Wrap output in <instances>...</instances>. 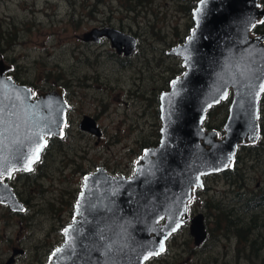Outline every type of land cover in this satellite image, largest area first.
<instances>
[{
	"label": "rangeland",
	"instance_id": "1",
	"mask_svg": "<svg viewBox=\"0 0 264 264\" xmlns=\"http://www.w3.org/2000/svg\"><path fill=\"white\" fill-rule=\"evenodd\" d=\"M199 1L0 0V52L5 62L16 67L15 76L19 74L20 82L27 85L49 89L66 85L72 107L63 138L50 140L40 167L15 174L10 181L26 206L24 213L15 214L0 205V264L12 256L13 247L24 250L22 256L16 254L15 264H47L72 221L83 177L99 167L112 176H132L143 151L157 146L159 96L184 70L182 60L168 52L189 36L192 11ZM102 26L134 36L135 53L118 54L107 40L82 41ZM84 115L96 119L100 140L80 132ZM226 119L223 111L213 110L205 123L222 137ZM259 124L258 145L243 146L237 152L236 161L242 163L235 162L229 176L205 178L203 189L191 200L189 214L204 215L210 229L208 241L197 249L189 229L182 227L177 240L170 243L169 264H220L228 242L219 236L220 225H225L219 211L264 203V102ZM205 205L216 207L209 213L215 219L208 217ZM262 209H250L247 215L237 209L233 217L240 218L239 227L244 228L255 213L256 223L264 225ZM261 234L264 238V228ZM230 240L235 247L234 234ZM231 251L234 264L238 251ZM248 263L243 257L242 264ZM253 264H264V256Z\"/></svg>",
	"mask_w": 264,
	"mask_h": 264
},
{
	"label": "water",
	"instance_id": "2",
	"mask_svg": "<svg viewBox=\"0 0 264 264\" xmlns=\"http://www.w3.org/2000/svg\"><path fill=\"white\" fill-rule=\"evenodd\" d=\"M259 1L197 2L189 36L168 52L182 60L184 71L159 96L158 145L143 151L131 177L111 176L100 167L84 176L72 221L65 228L71 235L64 229L63 242L47 264H146L164 251L147 260L144 256L158 251L161 243L165 245L168 237L188 222V205L204 187V178L232 169L238 148L257 142L263 94L257 99L255 91L264 82V35H253L251 26L264 20ZM101 38L109 40L118 54L130 56L136 49L133 36L113 28L94 29L82 40L100 42ZM245 65L252 71L242 76ZM11 68L0 58V99L8 106L5 111L15 104L12 110L19 112L21 121L27 119L34 131L51 129L47 144L49 139L62 138L70 108L64 90L56 88L34 99L28 87L5 76ZM249 82L256 87L246 86ZM225 91L231 102L219 137L216 131H207L204 122L207 113L227 99L221 98ZM28 126L21 123L19 130L23 145L13 143L18 133L14 125L9 128L2 153L7 160L0 176V203L13 212L24 211V206L1 179L31 172L23 167L25 157L36 147L35 140H25ZM79 129L98 140L101 136L96 122L88 116ZM189 221V234L199 246L206 239L204 216L197 214ZM109 244L113 245L110 251ZM57 249L61 252L56 253ZM18 252L22 253L14 250L6 264H11Z\"/></svg>",
	"mask_w": 264,
	"mask_h": 264
},
{
	"label": "flooded vegetation",
	"instance_id": "3",
	"mask_svg": "<svg viewBox=\"0 0 264 264\" xmlns=\"http://www.w3.org/2000/svg\"><path fill=\"white\" fill-rule=\"evenodd\" d=\"M262 3H264V2H262ZM262 3H260L261 4V7H264V5H262ZM261 25H263V24H259V26H261ZM258 26V25H257ZM103 28H106V26H102V27H100V28H96V29H98V30H102ZM256 35H264V31L262 32V30H260ZM0 37L2 38V35H0ZM107 39H105V38H101L100 39V42H98V44L99 43H101V42H103V41H106ZM108 41V40H107ZM86 43H88V42H86ZM12 45V44H11ZM2 53L0 52V58H2L3 59V56L1 55ZM4 60V59H3ZM10 65V64H9ZM11 71H9L8 73H6L5 74V76H9L13 81H14V83H16L17 85H23V86H26V87H28L29 89H30V91H31V94H32V97L34 98V99H36L37 98V96L38 95H40V94H44V93H47V92H50V91H53L54 89H56V88H61V89H63L64 90V93H65V99H66V101L68 102V104H69V106H70V108H69V110H68V112H67V115H66V122H65V125H64V127H63V136H64V129H65V127H68L69 126V123H70V117H69V114H70V112H71V109H72V107H71V105H70V103H71V100H70V98H69V95H68V93H67V88L65 87L66 85H62V87H56V88H53V89H49L47 86L45 87H41V85H40V87L38 88V87H36V86H33V85H27V84H25V83H22V82H20V80H19V78L18 77H20L19 76V74L17 75V76H15V73L14 72H16V67L14 66V65H11ZM262 102H263V100H262ZM260 107H261V104H260ZM86 115H84L83 117H82V119L85 117ZM88 117H90V116H88ZM90 118H92V117H90ZM82 119L80 120V122L82 121ZM95 122H96V125H97V121H96V119H94V118H92ZM80 122H79V125H80ZM79 125H78V128H79ZM97 127H98V125H97ZM99 128V127H98ZM100 129V128H99ZM80 130V129H79ZM80 132H82V133H85V134H88V135H90L89 133H86V132H84V131H81L80 130ZM100 132H101V129H100ZM101 135H102V132H101ZM259 138H258V140H257V143L255 144V145H258V143H259V141H260V139H261V127H260V124H259ZM63 136H62V138H63ZM91 136H93V135H91ZM96 138V137H95ZM100 138H101V136H100ZM100 138H99V140H100ZM59 139H61V138H59ZM96 140L98 141V139L96 138ZM49 142H50V140L48 141V144H49ZM48 144H47V146L46 147H44L43 148V150H42V152H41V155H40V159H39V161L34 165V167H40V161H42L43 160V158H44V154H45V152H46V150H47V148H48ZM146 150V149H145ZM236 163H237V165H239V164H241L242 162H241V160H237L236 161ZM136 166V165H135ZM34 167H33V169H34ZM135 168V167H134ZM97 169V168H96ZM107 173V172H106ZM15 174H28V173H23V172H17V173H14L10 178H6V179H4V178H2L1 179V181L2 182H5V183H8V185L10 186V188H11V190H12V192L14 193V195L17 197V199L20 201V199L18 198V196H17V194H16V192H15V190H14V187H13V184H11L10 183V181L12 180V177L15 175ZM108 174V173H107ZM88 175V174H87ZM86 176V175H85ZM112 176V175H111ZM125 177V176H124ZM128 177H131V176H128ZM84 178V177H83ZM258 186V185H257ZM239 198V197H238ZM260 200H263V197L260 199ZM237 201V203H239L238 202V199L236 200ZM21 202V201H20ZM22 203V202H21ZM241 203H242V201H241ZM0 205H2V206H5L9 211H11L12 213H15V214H20V213H24L25 212V206L26 205H24L23 203H22V205L24 206V211H21V212H13L7 205H3V204H1L0 203ZM254 205H255V207H254ZM254 205H252V207L255 209V210H257V208L259 207V208H264V203H262L261 201H258L256 204H254ZM248 205H244L243 207H240V208H238L237 206L235 207V205L234 206H232V208H231V210H228L227 212H223V211H221L220 209V218H221V221L223 222H225V225L224 224H221L220 225V227H219V231H221L220 233L222 234H219V236L221 237V238H223L226 242H228V247H229V249H230V253L228 254V252H229V249H228V247L227 246H223V257H222V260H221V262H220V264H233L232 263V251H231V249H236L238 252H237V255H236V259H235V262H234V264H242V262H243V257H245V260L246 261H251V263H248V264H253V262L256 260V259H258V257H261V256H264V238H262V234H261V231H262V229L264 228L263 226L264 225H259V224H257L256 223V215H255V213L253 214V215H251L252 216V218H251V222L248 224V226H246V227H244V228H241V227H239V225H241L240 224V218H237V217H233V215L234 214H236L237 213V209H240V213H242L243 215H247V214H245L248 210H250V209H253V208H249V207H247ZM222 208H225V207H222ZM205 209H208V211H207V213H208V217L210 218V219H212V218H216V216L212 213V216L209 214L210 213V211L213 209V210H215L216 209V207L215 206H210V205H205ZM263 210V209H262ZM188 211L190 212V205H188ZM189 214V213H188ZM195 216H196V214H195ZM204 216V215H203ZM194 217V215L193 216H191L190 214H189V220L191 219V218H193ZM223 219V220H222ZM188 220V222H186V224L183 226V227H187L188 229H189V227H190V221ZM204 226H205V231H206V239L199 245V246H197L196 244H195V242H194V239L190 236V234H189V236L191 237V239H192V243L194 244V246L198 249V248H201L202 246H204L205 244H206V242L208 241V234L210 235V229H208V227L206 226V223H205V217H204ZM182 228V227H181ZM180 228V229H181ZM180 231V230H179ZM178 231V232H179ZM178 232H176V233H174V234H172L171 236H169L168 237V239L166 240V242H165V245H164V252L161 254V255H159V256H157V257H152V258H150L147 262H146V264H155V262H157V261H161L163 264H169V262L168 261H166V257L169 255V250H171V241H176L177 240V237L179 236V234H178ZM258 232V233H257ZM232 234H234L235 235V239H236V242H237V245L235 246V247H233V245L231 244V240H230V237H231V235ZM254 236H255V239H254ZM249 238H251V241H250V244H249V246H247L246 245V242L248 241V239ZM177 246V245H176ZM247 249H249V251L247 250ZM16 251L17 250V248H12L11 249V253H13V251ZM22 250V249H21ZM242 253H244L245 254V256L242 254ZM24 254V250H22V253H20L19 255L20 256H22ZM229 255L231 256L230 258H229ZM19 258V256H17V257H14V259H13V261H12V263L11 264H15L16 263V259H18ZM256 258V259H255ZM6 264V263H5ZM178 264H182V263H178Z\"/></svg>",
	"mask_w": 264,
	"mask_h": 264
},
{
	"label": "snow or ice",
	"instance_id": "4",
	"mask_svg": "<svg viewBox=\"0 0 264 264\" xmlns=\"http://www.w3.org/2000/svg\"><path fill=\"white\" fill-rule=\"evenodd\" d=\"M258 23L260 24H264V20H260L258 21ZM252 28L256 27V24H253L251 26ZM239 67V66H238ZM252 69L250 66L245 65L244 66V70L241 72V75H247L249 72H251ZM248 87H256L254 85L251 84V82H249L248 85H246ZM262 94H264V82H261L258 85L257 90L255 91V97L258 99ZM228 93L225 91L223 93V96L221 98H227ZM5 99H10L9 97H6ZM217 102H219L217 100ZM241 102V106H242ZM211 105H209L210 107ZM7 104H5L4 99H0V176H2L4 174V168H3V163L4 161L7 160V157L3 156V150L5 147H7L6 145V140H7V136L6 133L9 131V128H12V126L14 125V130L18 133L17 138L13 141V143L15 144H21L23 145V141H21L19 139V130L21 128V123H23L25 126H28V120L25 119L23 121H21L20 118V114L18 111H14L12 109L16 108V105L13 104L12 105V109L5 111V109L7 108ZM15 118V119H13ZM17 121H21V122H17ZM28 132L29 134L27 136H25V140H35L36 141V147L34 148V150L29 153L26 157H25V163H24V170L27 171H32V165L39 161L40 159V151L41 148L47 144V139L46 136L51 135V129H48L47 131H45L44 128H38V130H33L30 126H28ZM39 141H43V143H40ZM231 165H225V167H229ZM217 171L219 169H216ZM204 173H201V175H203ZM197 180H199V177H197ZM202 186V185H201ZM77 211H80V204H77ZM177 227H179V225H177ZM175 229H173L174 231ZM65 233L66 235H71V230L70 229H65ZM113 245L109 244L107 246V249L110 251L112 249ZM164 249V244L161 243L159 246V250L155 251V252H148L146 256H144V259L147 260L149 257L153 256V255H159L160 252H163ZM61 249H57L56 253H60Z\"/></svg>",
	"mask_w": 264,
	"mask_h": 264
},
{
	"label": "trees",
	"instance_id": "5",
	"mask_svg": "<svg viewBox=\"0 0 264 264\" xmlns=\"http://www.w3.org/2000/svg\"><path fill=\"white\" fill-rule=\"evenodd\" d=\"M262 2H264V0H261V3H262ZM260 30H262V32L264 31V24L261 25V26H259V25L256 26V27L254 28V30H253V34H257ZM46 81H47V80H46ZM262 100H263V102H264V96H263ZM229 104H230V99L228 98L226 101L221 102L218 106L212 108V110L208 113V115H209L211 112H213V110H214V111H215V110H218L219 112H222V111H223L225 114H228ZM208 115H207V117H208ZM204 128H205L206 130H211V129H213L209 123H204ZM230 173H231V171H228V172L225 173V175H226V176H229Z\"/></svg>",
	"mask_w": 264,
	"mask_h": 264
}]
</instances>
